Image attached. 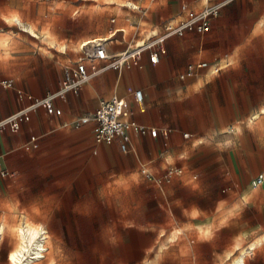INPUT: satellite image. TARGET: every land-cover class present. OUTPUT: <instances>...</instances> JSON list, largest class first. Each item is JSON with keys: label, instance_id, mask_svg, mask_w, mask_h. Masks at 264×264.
Instances as JSON below:
<instances>
[{"label": "crops", "instance_id": "crops-1", "mask_svg": "<svg viewBox=\"0 0 264 264\" xmlns=\"http://www.w3.org/2000/svg\"><path fill=\"white\" fill-rule=\"evenodd\" d=\"M38 1L52 7L49 1ZM145 2L147 0H133V7L126 9L125 18L117 23L119 27L111 28L114 31L109 36L111 38L92 37L82 41L80 46L86 41L106 39L109 52L117 53L124 50L126 40L121 41L115 51L110 49L109 40L118 31L123 32L125 38V28L132 29L134 34L129 44L132 45L161 31L166 21L183 18L182 4L192 10H200L207 3L225 4L219 15L211 19V29L207 33L188 31L182 36L169 37L165 43L166 52L157 63H152L145 52L141 66L125 71L108 69L86 83L78 94L69 93L65 100L56 99L55 105L62 109L61 115L49 114L44 107L34 109L31 119L24 122L19 131L0 130V163L12 172L7 177L0 174V179L30 172L33 164L45 157L49 149H55L65 137H70L69 124L74 119L93 113L102 100L125 97L133 111L132 119L160 131H169L168 136L160 132L157 137L133 134L128 152L122 151L118 143H112L137 158L143 157L148 147L155 156L141 162L142 168L147 167L159 174L169 166H177L182 172L176 175L193 173L200 167L198 159L208 157L211 150L220 157L222 148L227 150V158L241 159L236 175L239 181L247 182L245 188L240 189L236 181L224 190L229 192L220 194L217 192L221 189L219 184L197 180L198 172L191 180L179 182L176 187L180 194L190 191L192 195L191 206L189 209L182 207V212L185 210L188 214L196 206L191 219L203 221L200 225L207 226L205 230L211 229L208 237L196 229L203 237L197 239L188 264H225L222 258L227 252L233 251L237 245L246 248L264 236V185L252 186V180L264 173V113L258 120H252L264 109V0H150L149 6H143ZM86 6L83 4L82 8ZM120 15L116 14L111 22L116 23ZM31 23L41 29L35 22ZM145 24L153 26L142 31ZM52 54L42 55V67L36 65L26 69L30 78L40 76L46 79L47 74L53 73L54 79L49 86L35 89L26 82L23 88L12 77L2 78L13 79L14 87L6 88L0 84V120L29 104L28 99H20L14 91L21 89L36 97H44L59 89L64 68L75 61L62 63ZM22 57L21 52L11 53V60L15 63L22 61ZM201 61H206L208 67L186 75L190 64ZM222 63L227 66L221 68ZM134 89L143 91V103L135 101ZM82 128L79 147L88 142L89 146L98 148L101 143L95 142L91 127L83 125ZM184 133H189V137ZM32 135L39 137L37 149L26 148ZM225 141L231 143L228 145L223 143ZM158 158L162 159L159 165L155 164ZM134 159L132 165L138 167V161ZM40 164H44L43 159ZM155 188L160 203L167 204L171 185L166 183L159 187L155 183ZM236 191L240 192V197L235 196ZM245 195L248 196L246 201L243 200ZM211 202H214V208L210 206ZM220 202H223V209L217 211L215 208ZM146 230L155 232L152 227ZM234 253L237 256L239 250ZM181 260L182 257L175 255L156 264H181ZM244 264H264V243L246 257Z\"/></svg>", "mask_w": 264, "mask_h": 264}, {"label": "rangeland", "instance_id": "rangeland-1", "mask_svg": "<svg viewBox=\"0 0 264 264\" xmlns=\"http://www.w3.org/2000/svg\"><path fill=\"white\" fill-rule=\"evenodd\" d=\"M40 1L51 2L52 7L38 0H0V40L8 42L6 47H0V84L2 78L12 77L23 88L26 82L35 89L49 86L53 73L47 74L46 79L30 78L26 69L42 67L43 54L54 53L62 63L80 59L82 41L100 36L111 38L109 36L114 34L111 28L119 27L117 23L125 18L126 9L133 7V0H117L113 5L107 0ZM83 4L87 6L82 8ZM149 5L150 0L143 4ZM119 13L118 21L112 23L111 19ZM13 16H19L24 25L35 22L41 28L38 32H48L56 42L67 47L66 52L38 40L17 25L7 24L6 19ZM152 26L145 24L142 31ZM125 29V38L123 32L118 31L109 40L111 50L115 51L124 39L123 49L129 46L134 31ZM15 51L24 55L18 63L11 60V53ZM35 74L38 76L39 72ZM14 92L20 99L24 98L18 90ZM40 108L43 109L42 106L36 109ZM81 116L69 124L70 137H65L58 147L49 149L48 154L40 158L44 160L43 165L39 159L30 172L0 179V225L5 224V231L0 234V264H10L8 256L17 242L14 229L26 221L41 225L48 235L47 256L35 264H156L175 255L182 257L181 264H188L197 239L204 234L198 233L196 228L201 226L204 230L207 226L200 225L203 221L191 219L196 206L188 214L184 210L186 214H183L182 207L189 209L192 195L190 191L180 194L177 184L191 180L198 172L197 180L219 184L221 189L217 192L220 194L229 192L224 190L236 181L240 189L245 188L247 182L239 181L236 175L241 159L227 158V150L223 148L220 157L211 150L208 157L198 159L201 162H198V170L174 175L167 182L171 185L168 203L161 204L160 198L155 196V183L146 180L140 165L155 154L146 147L143 157L137 158L107 143L97 148L87 142L79 147L83 130L79 122ZM5 129L11 130L8 126ZM133 157L138 167L132 165ZM161 162L158 158L155 164ZM240 195L239 191L235 192L236 197ZM222 205L220 202L215 210H222ZM210 206L214 208V202ZM149 227L155 232L147 231ZM165 247L167 249H163Z\"/></svg>", "mask_w": 264, "mask_h": 264}, {"label": "built area", "instance_id": "built-area-1", "mask_svg": "<svg viewBox=\"0 0 264 264\" xmlns=\"http://www.w3.org/2000/svg\"><path fill=\"white\" fill-rule=\"evenodd\" d=\"M224 4V2L207 3L200 10H192L187 4H182V11L185 13L183 18L166 21L161 31L149 34L142 44L136 42L117 53L109 52L106 39H97L88 45H83V56L64 68L59 89L44 97H36L31 93L19 91L20 97L28 99L29 104L1 119L0 130L8 126L12 131H19L22 124L31 119L32 110L38 106L44 107L49 114L61 115L62 109L55 105L56 99L65 100L69 93L78 94L86 83L108 69L122 70L141 66L145 52L149 54L152 63H157L160 56L166 52L165 43L169 37L182 36L188 31L199 34L207 33L211 29V19L219 15ZM112 20L114 21V18ZM207 67L206 61L190 64L186 75H193L197 69ZM1 83L6 88L14 87V80L10 78L3 79ZM132 93L138 104L143 103L144 95L141 89H134ZM132 115L129 100L125 97L114 96L111 99L102 100L93 113L81 117L79 122L81 125L91 127L96 143L116 142L124 152L131 149L133 134L157 137L160 132H163L165 136H168V130L160 131L157 127L139 123L132 119ZM184 136L189 137V133H184ZM38 141L39 137L32 135L26 148L37 149ZM142 172L148 181L163 187L174 175L181 173L182 169L169 166L162 173L155 174L147 167H143ZM0 174L7 177L12 175V172L0 163ZM262 185H264V173L258 174L252 180L253 187Z\"/></svg>", "mask_w": 264, "mask_h": 264}, {"label": "bare ground", "instance_id": "bare-ground-1", "mask_svg": "<svg viewBox=\"0 0 264 264\" xmlns=\"http://www.w3.org/2000/svg\"><path fill=\"white\" fill-rule=\"evenodd\" d=\"M117 0H107L108 3H115ZM7 24H14L22 28L23 31L29 33L33 37L41 40L44 43L49 44L50 46H58L61 51L66 52L67 47L63 44H59L55 41V39L48 33V32H38L36 26L34 24L24 25L21 18L19 16H13L11 18L6 19ZM95 40H91L93 42ZM89 41L84 42L80 46V50L82 49L83 45H88L91 43ZM144 40L139 41V44H142ZM8 42L6 40H0V47H6ZM221 68L227 66V63H222ZM217 71V70H216ZM216 71H212L216 73ZM264 113V109L261 112H258L253 121L258 120L261 115ZM248 195V194H246ZM243 196V200L246 201L248 196ZM199 232H203L202 227L196 228ZM5 231V224L0 225V234L2 235ZM17 242L14 248L10 251L8 256V261L10 264H35L36 261H43L44 258L47 256V249L45 248V241L48 237L47 232L41 225L34 224L31 221H26L23 226H18L14 229ZM205 236L211 235V229L207 228L204 229ZM0 235V236H1ZM175 237V236H174ZM176 239V238H175ZM177 240V239H176ZM172 241V238H171ZM264 243V236L260 239L254 241L250 246L246 248H239L237 245L233 251L227 252L222 260L225 264H244L246 257L255 249ZM167 247V246H166ZM163 249H167V248ZM239 250V254L235 256L234 251ZM40 264V263H37Z\"/></svg>", "mask_w": 264, "mask_h": 264}]
</instances>
